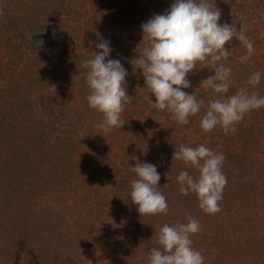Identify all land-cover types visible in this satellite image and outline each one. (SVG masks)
Here are the masks:
<instances>
[{
    "label": "trees",
    "instance_id": "obj_1",
    "mask_svg": "<svg viewBox=\"0 0 264 264\" xmlns=\"http://www.w3.org/2000/svg\"><path fill=\"white\" fill-rule=\"evenodd\" d=\"M173 2L0 0V39L6 40L0 48L4 55L12 50L9 62L0 55V264H79V257L91 264L89 256L93 264H146L159 228L189 217L202 229L191 239L204 264H264V108L247 113L227 135L201 129L204 108L182 125L149 102L156 98L130 63L148 46L141 24ZM205 2L221 12L219 23L237 31L242 25L254 42L248 60L236 38L225 45L232 69L227 95L240 87L264 95V77L254 88L248 84L252 73H264V0ZM101 37L127 69L132 97L121 114L125 124L110 132L100 127L102 114L89 108L90 90L80 75L86 72L81 61L100 51ZM211 68L190 72L192 86L184 89L205 103L210 90L199 86L214 75ZM201 144L225 156L228 182L215 214L204 213L194 194L180 195L176 181L181 169L194 177L198 170L173 160L175 150ZM138 162L157 166L167 215L142 216L131 201L129 166ZM24 197L31 203L23 210Z\"/></svg>",
    "mask_w": 264,
    "mask_h": 264
},
{
    "label": "clouds",
    "instance_id": "obj_2",
    "mask_svg": "<svg viewBox=\"0 0 264 264\" xmlns=\"http://www.w3.org/2000/svg\"><path fill=\"white\" fill-rule=\"evenodd\" d=\"M220 19L221 12L205 0H174L164 14L154 15L141 24L148 46L130 63L133 71L142 70L146 87L156 98L155 103L150 98L149 102L157 110L167 111L176 122L187 125L189 118L197 116L204 108L201 129L211 132L220 128L227 135L237 131L236 124L247 113L264 108V95L250 92L248 87H240L233 95H227L232 84V69L226 64L231 53L225 45L233 38L239 40L247 50L242 60H248L255 47L242 25L237 31L233 25L219 23ZM96 47L100 51L81 61L86 72L80 75L85 76L90 90L86 97L89 108L102 114L100 127L110 132L125 124L121 114L132 98L125 87L128 71L119 59L111 58L110 40L101 37ZM209 64L214 75L203 79L199 86L210 90L211 99L205 103L194 92L189 94L184 89L192 86L188 74ZM262 77L264 73L256 71L250 75L248 84L254 88ZM173 160L198 170L197 177L185 169L178 172L176 181L180 195L194 194L198 207L206 214L219 212V202L228 182L222 171L224 154L204 144L180 145ZM129 171L135 174L129 197L138 212L142 216L167 215V198L159 191L161 176L157 166L138 162L134 167L129 166ZM201 230L199 221L191 217L187 223H165L159 228L158 246L150 248L146 264H204L203 254L193 247L191 239Z\"/></svg>",
    "mask_w": 264,
    "mask_h": 264
},
{
    "label": "rangeland",
    "instance_id": "obj_3",
    "mask_svg": "<svg viewBox=\"0 0 264 264\" xmlns=\"http://www.w3.org/2000/svg\"><path fill=\"white\" fill-rule=\"evenodd\" d=\"M0 19H1V17H0ZM6 42V40H2V39H0V45H1V47L3 46V44ZM8 51H7V53L8 54H5L4 55V53H6V50L5 51H1V48H0V55L2 54V57H3V55H4V58H5V60H6V62H9V60H10V58H11V55L10 54H12V50H10V49H7ZM29 53H31L30 51H29ZM42 53V52H41ZM55 54H57V53H55ZM0 58H1V56H0ZM34 59V58H33ZM27 60V59H26ZM25 60V61H26ZM29 61V60H28ZM27 61V62H28ZM24 64V63H23ZM52 74V70H50V73H49V75H51ZM44 111H42V110H40L39 111V114H41V115H44V114H42ZM2 122V119L0 118V123ZM9 122V120L7 119V123ZM6 128V127H5ZM15 187V186H14ZM13 188V187H12ZM6 189H8L9 190V188L6 186L5 187V190ZM15 189V188H14ZM24 191V193L23 194H25V189L23 190ZM2 192V191H1ZM9 193L10 194H14V190H12L11 192H10V190H9ZM38 198L39 197H37V199L36 200H38ZM39 200H41V198H39ZM11 202H12V200H11V196H10V199H9V201L6 203V208L8 209L7 211H6V214H8L7 216H5L4 217V221H3V226H4V228L6 227V224H7V220H8V218L10 217V215H11V211H12V204H11ZM22 203H24V205H23V210H24V208H26L27 206H29L30 205V203L28 202L26 205H25V197L23 198V200H22ZM182 213H186L183 209H182ZM7 218V219H6ZM3 234H4V229L1 231V236H3ZM2 252H3V247H2V243H1V240H0V263H3V254H2ZM95 256V258H96V256H98V253L96 254V255H94ZM90 258H89V263H91V264H93V261H92V258H91V256H89ZM94 258V257H93ZM81 261V257H79V259L77 260V263H81L80 262ZM122 263H124V260H123V262Z\"/></svg>",
    "mask_w": 264,
    "mask_h": 264
}]
</instances>
